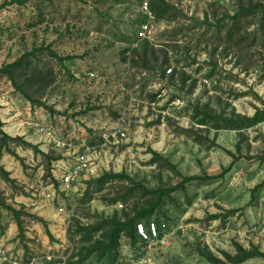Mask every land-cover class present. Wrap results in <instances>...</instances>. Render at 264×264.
I'll use <instances>...</instances> for the list:
<instances>
[{"label":"rangeland","instance_id":"rangeland-1","mask_svg":"<svg viewBox=\"0 0 264 264\" xmlns=\"http://www.w3.org/2000/svg\"><path fill=\"white\" fill-rule=\"evenodd\" d=\"M9 1L0 0V65L33 51L31 61L53 79L35 95L42 105L33 107L0 76L3 130L23 136L47 153L44 157L11 145L24 165L9 153L2 158L17 180L16 187L0 181L8 202L15 207L23 204L25 211L44 218L50 232L26 216L25 240L19 242L16 224L0 211V236L14 256H36L37 264H51L43 258L46 254L63 252L71 258L79 245L72 232L75 220L90 223L96 215L110 216L122 207L103 199L119 189L118 182L94 193L90 201H81L86 181L104 171H124L148 187L177 183L180 177L175 173L148 163L149 149L167 157L183 175L230 169L210 184L193 183L174 193L175 201L161 209L160 236L134 247L122 236L120 264H210L196 252L199 243L218 256L221 250L233 253V242L246 248L254 244L264 251V191L254 197L250 192L264 177V123L235 131L191 121L196 104L246 115L262 107L264 17L259 12L240 16L230 42L225 32L240 1L263 0H164L171 6L167 17L156 21L145 39L154 44L159 63L164 55L168 58L164 67L176 70L173 81L167 71L161 77L158 69L130 66L131 49L142 42L132 45L137 20L145 19L138 0ZM124 56L130 58L123 61ZM211 63L216 66L207 76ZM85 71L95 76L89 78ZM179 127L192 128L201 143ZM84 143L95 146L89 168L61 191L53 178L60 166L73 164ZM215 214L220 217L210 219ZM239 264H264V260L256 257Z\"/></svg>","mask_w":264,"mask_h":264},{"label":"trees","instance_id":"trees-1","mask_svg":"<svg viewBox=\"0 0 264 264\" xmlns=\"http://www.w3.org/2000/svg\"><path fill=\"white\" fill-rule=\"evenodd\" d=\"M15 0H10L9 3ZM113 4L125 3L128 0H111ZM143 0H138L137 5H141ZM148 5L152 11L155 21L164 20L167 17V12L171 8L164 0H149ZM261 13L264 17V0L255 4L248 3L246 1H240L238 9L233 15L228 18L232 19L231 25L225 32V37L228 42L231 41L232 35L235 31L234 25L236 24L240 16H248L251 13ZM144 19L139 18L138 23ZM219 23V22H218ZM136 31V30H135ZM122 41H136L135 32L134 39L121 38ZM136 46V45H135ZM126 51V50H125ZM123 51V53H126ZM132 58L124 56L123 61H127V57L130 58V66H138L140 68L160 71L161 77L166 75L167 66L164 67L168 58L164 55L159 63V55L156 53L154 44L148 39H142L139 48H132ZM33 51L25 52L17 59L0 65V76L6 77L14 87V91L19 93L24 99L29 101L33 107L42 105L40 101L35 99V95L39 92V89L48 87L52 78L50 74L45 72V68L41 67L39 63L31 61ZM51 55L56 56L55 53L51 52ZM181 61L177 60L176 63ZM195 60H191V63ZM216 64L211 63V67L208 70L207 76H211L214 72ZM170 67V66H169ZM169 80L173 81L176 78V70L171 67L169 74ZM179 78L184 83V76L180 75ZM155 96V94L153 95ZM206 106V104H205ZM194 113L191 116L193 124L205 126L209 129L214 130H235L242 131L245 129L252 128L259 123L264 121V103L262 107H256L251 115L241 114L235 111L227 114L224 111L216 112L212 109L205 107L200 108L197 104L193 106ZM3 122L0 118V181L3 180L15 186L17 181L11 177L9 170L5 169L1 163V159L4 153H9L14 156L22 166L24 165V159L20 157L16 150L11 145L21 146L24 148L31 149L35 154L39 153L44 157H47V153L39 149L38 144L31 143L26 140L23 136L15 135L12 136L3 130ZM181 133L196 135L192 128H177ZM192 133V134H191ZM196 143H201L200 136H194ZM206 140L208 138L205 137ZM238 148V147H237ZM151 158L148 163L156 164L159 168H166L172 171L180 180L175 184H169L166 186L157 185L154 187H148L143 182L135 180L129 176L126 172H113L112 170L104 171L102 174L91 178L86 181V187L83 192L82 202H88L93 198L94 193H100L109 183L118 182L121 183L119 189L108 198H103L104 202L108 205L121 204V209H114L110 216L96 215L93 222L82 223L75 220L73 223V236H77V251L69 258L68 264H120V239L125 236L131 246H135L138 242H145L137 232V225L142 224L145 230L148 232L150 222L156 223L157 235L160 236V222L161 209L169 201L174 200L173 194L178 192H184L187 185L194 183L195 187L201 185H207L213 181L223 177L226 170L218 174H191L183 175L176 168L167 157L163 156L160 152L149 149ZM230 155L234 157L233 152ZM230 167V166H229ZM49 174L48 169H46ZM54 186L58 188V180L53 178ZM264 191V177L263 179L250 189L252 196ZM103 197V196H102ZM175 201V200H174ZM187 204H190L191 199H187ZM6 211L12 221L17 227V239L19 242L25 240L24 231V217H32L33 219L41 222L45 226L47 234L50 232L46 228V222L41 216L25 211L24 205L21 204L15 207L12 203H9L5 196L3 189L0 185V211ZM165 213L163 212V216ZM154 217V218H153ZM220 216L217 214L210 216V219H217ZM153 218V220H152ZM72 236V238H73ZM234 252H228L221 250V256L216 255L207 245L196 244V252L203 257L210 264H239L251 258H261L264 260V251L260 250L258 246L251 244L248 248L244 247L238 242H233ZM28 257L24 260H27ZM181 264V263H176Z\"/></svg>","mask_w":264,"mask_h":264},{"label":"built area","instance_id":"built-area-1","mask_svg":"<svg viewBox=\"0 0 264 264\" xmlns=\"http://www.w3.org/2000/svg\"><path fill=\"white\" fill-rule=\"evenodd\" d=\"M148 1L149 0H143L140 5V10L143 13L145 19L139 23L135 31L136 41L132 44L133 46H135L138 41L144 38H148L155 29L156 21L152 11L149 8ZM166 71L167 73H170L171 67H168ZM85 74L89 78H93L95 76V73L93 71H85ZM158 95L160 96L161 93H159ZM38 129L40 131L44 130L43 127H39ZM121 135L124 134L121 133ZM102 137L104 138V145L107 140V135L103 134ZM94 150L95 146L84 143L82 144L81 151L76 152L73 164H71L69 167H59L58 172L54 178L59 182L58 189H60L61 191L69 189L72 185L73 180H75L82 172L86 171L89 168V165L91 163L90 154L93 153ZM54 188L52 193H54ZM58 210L59 212H62L63 208L59 207ZM137 232L142 237V240L148 241L150 238L157 236V226L154 222H150L147 232L142 224H138ZM68 257V253L64 254L63 252L57 254H46L45 256H43L45 261L50 262L51 264H68ZM0 261L2 264H37L38 257L34 256L28 258L27 260H24L22 257L16 255L14 256L12 251L5 246L3 238L0 236Z\"/></svg>","mask_w":264,"mask_h":264},{"label":"crops","instance_id":"crops-1","mask_svg":"<svg viewBox=\"0 0 264 264\" xmlns=\"http://www.w3.org/2000/svg\"><path fill=\"white\" fill-rule=\"evenodd\" d=\"M3 158V157H2ZM1 163L3 164V162H2V159H1ZM5 167V166H4ZM6 169V168H5ZM8 170V169H7Z\"/></svg>","mask_w":264,"mask_h":264}]
</instances>
